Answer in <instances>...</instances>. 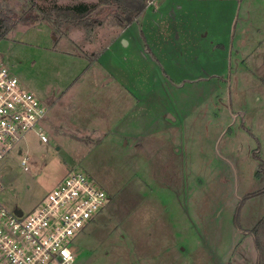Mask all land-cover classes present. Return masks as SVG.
Wrapping results in <instances>:
<instances>
[{
  "label": "rangeland",
  "instance_id": "1",
  "mask_svg": "<svg viewBox=\"0 0 264 264\" xmlns=\"http://www.w3.org/2000/svg\"><path fill=\"white\" fill-rule=\"evenodd\" d=\"M146 1L128 25L121 7L99 0H0L15 12L0 55L48 108L49 140L31 132L0 161V198L28 215L72 172L105 190L107 206L74 241L75 264H257L259 255L264 264V226L260 253L250 233L264 217V192L244 200L264 190V100L232 81L246 54L196 57L190 16L208 23L223 6ZM79 4L96 7L93 29L43 19ZM204 32L231 47L225 23Z\"/></svg>",
  "mask_w": 264,
  "mask_h": 264
},
{
  "label": "built area",
  "instance_id": "2",
  "mask_svg": "<svg viewBox=\"0 0 264 264\" xmlns=\"http://www.w3.org/2000/svg\"><path fill=\"white\" fill-rule=\"evenodd\" d=\"M47 118L48 108L21 85L0 55V161L31 132L47 143ZM27 160H21L25 171ZM107 204V192L81 172L64 178L28 215L11 212L0 198V264H75V239Z\"/></svg>",
  "mask_w": 264,
  "mask_h": 264
},
{
  "label": "crops",
  "instance_id": "3",
  "mask_svg": "<svg viewBox=\"0 0 264 264\" xmlns=\"http://www.w3.org/2000/svg\"><path fill=\"white\" fill-rule=\"evenodd\" d=\"M203 1H206V0H203ZM210 1H213V4L215 3L223 7L220 8L219 14L218 12H216V15L211 17L208 23L205 21L206 17L205 16L200 17V14H198L197 17L195 15L190 16V19L192 20H189V21H193V22L189 24H191L192 27L196 26L198 28V31L194 30L192 32L194 34V37L192 38L197 39L196 43H197L198 52H197L196 57L205 58V56L210 54L211 52L210 50L213 49L215 53L219 52L218 53L219 56L217 60H219V62L221 63V60L224 58V56L222 57V55H220L222 53H226L227 56L229 55L230 60L231 58H238V55L242 56L241 52L245 53L246 59L244 57L239 58V60H243L239 64L241 67H243V69L237 70L232 81H234V83H238L240 81L241 83L243 82L249 86L257 88V90L260 91V93L262 94V98L264 100V6L260 5L259 8H256V7L254 8L252 4L249 2L250 0L249 1H246V0H207V2H210ZM217 14H218V17H217ZM185 18L187 19L188 16L186 15ZM223 23L226 24V28L230 30V34L232 36V43L230 47V42H229V45H228L229 48L225 45L227 43L225 44L222 42L217 43L215 41L210 42L205 37L204 30L206 29L207 25L208 26L212 25L217 29H221V25ZM183 24H187V21L183 20L181 22V25ZM237 28L241 29L240 38L235 40V37H236L235 30ZM200 29H203V30H200ZM250 32L252 33V35L248 41V38L246 35H248V33ZM220 38L221 37H219L218 41L221 40ZM120 41H117V42H120ZM123 41H124V44L126 45L127 42L125 40ZM208 42L209 44H214L212 47H210V49H208L209 47L206 46ZM128 43H129L128 46H130V42ZM113 46H111L110 49H112ZM152 50H153V53L157 55L155 49L153 48ZM181 51H182V54H184V51L183 50ZM235 54L237 55V57ZM185 56L189 58L195 55H194V52L188 51ZM185 56L183 57L185 58ZM243 64L249 69L245 68ZM250 64L252 65V67L249 66ZM219 72H220L219 77L221 78L222 77L221 75L223 74V72L221 71ZM112 80L113 79H110V81H108L107 83H110ZM120 86L123 89L124 93L126 92L131 93L132 96L130 97L132 99L135 98L138 100L136 95L133 94V89L129 90L123 84ZM122 96L123 98H126V99L128 98L126 97V94ZM263 108L264 106H262V109ZM262 113L264 115V109ZM169 119L170 118H168V121ZM170 120H172V118Z\"/></svg>",
  "mask_w": 264,
  "mask_h": 264
},
{
  "label": "trees",
  "instance_id": "4",
  "mask_svg": "<svg viewBox=\"0 0 264 264\" xmlns=\"http://www.w3.org/2000/svg\"><path fill=\"white\" fill-rule=\"evenodd\" d=\"M100 4L106 5H116L121 7L124 10V13L127 15L126 21L130 25L133 21L138 19L148 7V2L146 0H99ZM95 6H89L87 4H79L71 7H66L62 9L61 7H55L52 11L46 13L44 20H48L57 26H60L62 23L67 24H82L84 23L85 28L93 29L96 24H99L97 20L89 19L91 13L95 9ZM15 15L14 10L0 3V41L3 40L6 35L9 33L11 27V17ZM264 190L258 191L252 194H249L245 197L244 200L251 199L255 196L262 194ZM240 219V210L237 211L235 215V221L237 226L239 225ZM264 226V217L256 225L255 228L251 230V234L255 237L257 248L260 253V230ZM261 257L257 264H262Z\"/></svg>",
  "mask_w": 264,
  "mask_h": 264
},
{
  "label": "water",
  "instance_id": "5",
  "mask_svg": "<svg viewBox=\"0 0 264 264\" xmlns=\"http://www.w3.org/2000/svg\"><path fill=\"white\" fill-rule=\"evenodd\" d=\"M15 212H16L18 215H22V211L19 210V209H16Z\"/></svg>",
  "mask_w": 264,
  "mask_h": 264
}]
</instances>
